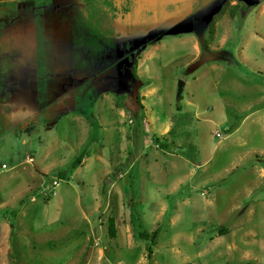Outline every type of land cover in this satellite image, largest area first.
Here are the masks:
<instances>
[{
    "label": "rangeland",
    "instance_id": "374dc122",
    "mask_svg": "<svg viewBox=\"0 0 264 264\" xmlns=\"http://www.w3.org/2000/svg\"><path fill=\"white\" fill-rule=\"evenodd\" d=\"M233 1L0 0V264H264V0Z\"/></svg>",
    "mask_w": 264,
    "mask_h": 264
},
{
    "label": "trees",
    "instance_id": "16d2710c",
    "mask_svg": "<svg viewBox=\"0 0 264 264\" xmlns=\"http://www.w3.org/2000/svg\"><path fill=\"white\" fill-rule=\"evenodd\" d=\"M237 7V6H234ZM86 155V150H83L80 155L72 162L71 166L69 167V169L66 170H61L59 171V176L60 178H66L67 175L69 174V172L73 171L74 169H76L80 164H82L84 157ZM14 213V212H13ZM109 233L112 237H116L118 230L116 227V219L114 216L110 217V226H109ZM157 231L154 232H147V231H142L139 233L141 238L144 239H154L156 237ZM186 264H192L191 262H187ZM242 264H248V263H242Z\"/></svg>",
    "mask_w": 264,
    "mask_h": 264
},
{
    "label": "crops",
    "instance_id": "0c3cea01",
    "mask_svg": "<svg viewBox=\"0 0 264 264\" xmlns=\"http://www.w3.org/2000/svg\"><path fill=\"white\" fill-rule=\"evenodd\" d=\"M234 4H239V1H238V0H234V1L232 2L231 6H233ZM206 5H207V3H206ZM144 55H145V54H144ZM140 58H141V57H139V60H140ZM144 61H145L144 57L141 58V62H140V63L138 62V60L136 61V64H135V73H136L137 76H139V71H140V68L142 67L141 65H143V62H144ZM119 90H122V88L119 89Z\"/></svg>",
    "mask_w": 264,
    "mask_h": 264
},
{
    "label": "built area",
    "instance_id": "2783aa9c",
    "mask_svg": "<svg viewBox=\"0 0 264 264\" xmlns=\"http://www.w3.org/2000/svg\"><path fill=\"white\" fill-rule=\"evenodd\" d=\"M218 136L221 137L222 134L219 133ZM30 161H33V158H32V157L30 158ZM59 184H60V179H54V181H53V187H56V186L59 185Z\"/></svg>",
    "mask_w": 264,
    "mask_h": 264
},
{
    "label": "flooded vegetation",
    "instance_id": "af4514ba",
    "mask_svg": "<svg viewBox=\"0 0 264 264\" xmlns=\"http://www.w3.org/2000/svg\"><path fill=\"white\" fill-rule=\"evenodd\" d=\"M234 6H237V7H239V4H234L233 6H231V7H234Z\"/></svg>",
    "mask_w": 264,
    "mask_h": 264
}]
</instances>
